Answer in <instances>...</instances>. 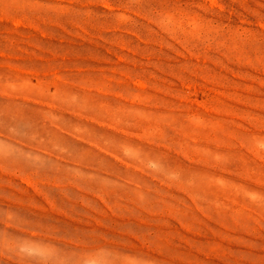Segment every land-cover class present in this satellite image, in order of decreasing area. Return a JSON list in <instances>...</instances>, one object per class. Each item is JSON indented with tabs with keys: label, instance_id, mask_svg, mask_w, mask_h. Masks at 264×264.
Here are the masks:
<instances>
[{
	"label": "rangeland",
	"instance_id": "374dc122",
	"mask_svg": "<svg viewBox=\"0 0 264 264\" xmlns=\"http://www.w3.org/2000/svg\"><path fill=\"white\" fill-rule=\"evenodd\" d=\"M0 264H264V0H0Z\"/></svg>",
	"mask_w": 264,
	"mask_h": 264
},
{
	"label": "bare ground",
	"instance_id": "6f19581e",
	"mask_svg": "<svg viewBox=\"0 0 264 264\" xmlns=\"http://www.w3.org/2000/svg\"><path fill=\"white\" fill-rule=\"evenodd\" d=\"M251 24V23H250Z\"/></svg>",
	"mask_w": 264,
	"mask_h": 264
}]
</instances>
